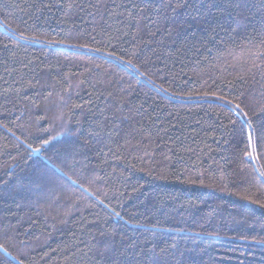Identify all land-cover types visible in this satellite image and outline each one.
I'll list each match as a JSON object with an SVG mask.
<instances>
[{
    "label": "trees",
    "instance_id": "16d2710c",
    "mask_svg": "<svg viewBox=\"0 0 264 264\" xmlns=\"http://www.w3.org/2000/svg\"><path fill=\"white\" fill-rule=\"evenodd\" d=\"M261 121L264 0H0V264H264Z\"/></svg>",
    "mask_w": 264,
    "mask_h": 264
},
{
    "label": "snow or ice",
    "instance_id": "6c2138e0",
    "mask_svg": "<svg viewBox=\"0 0 264 264\" xmlns=\"http://www.w3.org/2000/svg\"><path fill=\"white\" fill-rule=\"evenodd\" d=\"M22 39H28V37H22ZM109 55H115V54L114 53H109ZM228 103H231V102H228ZM240 107H241L240 104L234 105V108L237 109V110H239ZM229 111H232V108H230ZM242 114L246 117L245 122H244L245 125L247 126V129H248L246 135H247L248 141L251 143L253 134L257 130V128H256V126H254L252 124L251 119L247 118L248 114L246 112H243ZM259 127L264 128V121H261ZM49 143H50V141L47 140V139L42 141V145H48ZM29 147H31V145H29ZM35 151H40V149L37 148V149H35ZM246 155L251 157L252 153L251 152H247ZM261 177L264 178V173H261ZM115 214L119 215V213H115Z\"/></svg>",
    "mask_w": 264,
    "mask_h": 264
}]
</instances>
